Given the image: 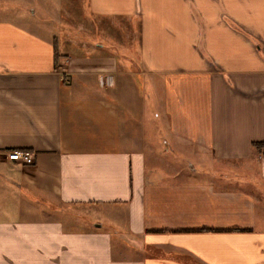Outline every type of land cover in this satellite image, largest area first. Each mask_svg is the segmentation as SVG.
<instances>
[{
  "label": "crops",
  "instance_id": "0c3cea01",
  "mask_svg": "<svg viewBox=\"0 0 264 264\" xmlns=\"http://www.w3.org/2000/svg\"><path fill=\"white\" fill-rule=\"evenodd\" d=\"M255 142L264 0H0V264H264Z\"/></svg>",
  "mask_w": 264,
  "mask_h": 264
},
{
  "label": "rangeland",
  "instance_id": "374dc122",
  "mask_svg": "<svg viewBox=\"0 0 264 264\" xmlns=\"http://www.w3.org/2000/svg\"><path fill=\"white\" fill-rule=\"evenodd\" d=\"M37 18H40V17L37 16ZM61 32H62V35L64 36L65 32L62 30ZM144 94H145V97H148V95H150L148 91H144ZM155 107L156 105L153 104V102L148 100V107H147L145 118L147 119V124L148 125L152 124V125L149 126L150 133L147 134L146 139L148 140L149 144L154 143L157 149L158 155H159L158 157H164L165 160L171 161V164L173 163V166L185 168L186 170L189 171L191 176L195 175L196 177H200V178H205L207 176H210V172L208 170L212 168V163L209 161V158L206 155H204L201 152L188 151L183 147L176 148L175 150L171 148L169 138L165 135V131L159 128L158 122L160 121V118H157V116L155 115L157 111ZM154 123L157 125L156 126V128L158 129L157 132L154 129V125H155ZM159 167L160 166H158V168ZM151 168H153V165H151L150 159H149L148 170ZM229 182L233 183V180L230 179ZM0 204L2 205L3 203H1L0 201ZM75 209H78L76 213L80 215L79 219H83L85 214H87L83 207L75 208ZM102 214L103 212L99 211V214L97 216H102ZM91 217H94V215H91ZM90 219H93V218H90ZM91 222L92 221H90V223Z\"/></svg>",
  "mask_w": 264,
  "mask_h": 264
},
{
  "label": "built area",
  "instance_id": "2783aa9c",
  "mask_svg": "<svg viewBox=\"0 0 264 264\" xmlns=\"http://www.w3.org/2000/svg\"><path fill=\"white\" fill-rule=\"evenodd\" d=\"M7 157L9 160L20 162L25 165L33 164L34 162L33 153L27 150H11L7 153Z\"/></svg>",
  "mask_w": 264,
  "mask_h": 264
},
{
  "label": "trees",
  "instance_id": "16d2710c",
  "mask_svg": "<svg viewBox=\"0 0 264 264\" xmlns=\"http://www.w3.org/2000/svg\"><path fill=\"white\" fill-rule=\"evenodd\" d=\"M253 148L257 153H262L264 151V142L253 143Z\"/></svg>",
  "mask_w": 264,
  "mask_h": 264
}]
</instances>
